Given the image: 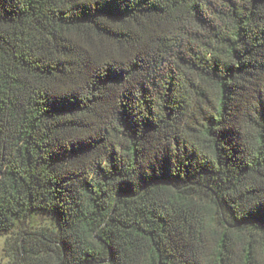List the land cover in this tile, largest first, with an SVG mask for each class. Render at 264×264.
I'll list each match as a JSON object with an SVG mask.
<instances>
[{
    "label": "trees",
    "instance_id": "1",
    "mask_svg": "<svg viewBox=\"0 0 264 264\" xmlns=\"http://www.w3.org/2000/svg\"><path fill=\"white\" fill-rule=\"evenodd\" d=\"M13 264H264V0H0V236Z\"/></svg>",
    "mask_w": 264,
    "mask_h": 264
},
{
    "label": "rangeland",
    "instance_id": "2",
    "mask_svg": "<svg viewBox=\"0 0 264 264\" xmlns=\"http://www.w3.org/2000/svg\"><path fill=\"white\" fill-rule=\"evenodd\" d=\"M54 221L47 215H36L30 221L18 223L12 232L0 236V264H13L15 256L13 245L18 235L25 232L37 233L42 230L52 231Z\"/></svg>",
    "mask_w": 264,
    "mask_h": 264
}]
</instances>
